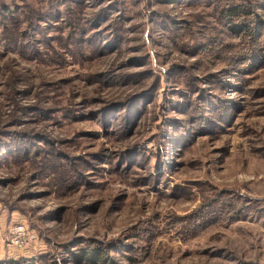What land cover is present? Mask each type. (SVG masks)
Masks as SVG:
<instances>
[{"label": "rangeland", "instance_id": "374dc122", "mask_svg": "<svg viewBox=\"0 0 264 264\" xmlns=\"http://www.w3.org/2000/svg\"><path fill=\"white\" fill-rule=\"evenodd\" d=\"M95 248L264 264V0H0V264Z\"/></svg>", "mask_w": 264, "mask_h": 264}, {"label": "trees", "instance_id": "16d2710c", "mask_svg": "<svg viewBox=\"0 0 264 264\" xmlns=\"http://www.w3.org/2000/svg\"><path fill=\"white\" fill-rule=\"evenodd\" d=\"M81 256L87 258V260L93 264H110L112 262L111 258L108 257L107 253H105L104 250L99 248H95L90 251H84L82 249Z\"/></svg>", "mask_w": 264, "mask_h": 264}, {"label": "built area", "instance_id": "2783aa9c", "mask_svg": "<svg viewBox=\"0 0 264 264\" xmlns=\"http://www.w3.org/2000/svg\"><path fill=\"white\" fill-rule=\"evenodd\" d=\"M20 232V231H19Z\"/></svg>", "mask_w": 264, "mask_h": 264}]
</instances>
